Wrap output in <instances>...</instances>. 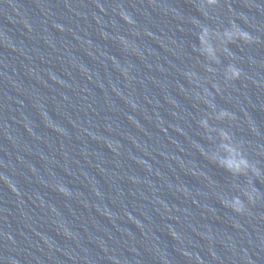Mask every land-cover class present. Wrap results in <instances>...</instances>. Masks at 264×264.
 <instances>
[{
    "label": "clouds",
    "instance_id": "1",
    "mask_svg": "<svg viewBox=\"0 0 264 264\" xmlns=\"http://www.w3.org/2000/svg\"><path fill=\"white\" fill-rule=\"evenodd\" d=\"M207 5H212L216 3V0H205ZM212 39L222 40L225 44H231L234 41H242L245 44L253 43V38L246 31L241 30L235 23L231 25L230 30H225L223 34L211 32L207 27L201 29V33L198 36L200 42V52L202 55H205L211 61L219 63L216 51L210 42ZM240 71L235 67L230 65L225 72L226 79L236 80L240 77ZM218 120H223L225 118H231L230 114L227 111H221L216 117ZM201 126L206 131H212L213 129L209 128L208 121H201ZM220 136V147L226 153L225 157L220 158L217 156L211 157L212 162L216 163L218 166L223 167L227 172L234 176H245L252 172V174L259 179L261 173L252 165H250L247 158L244 156L239 146L234 145L230 136L224 131H219ZM255 191H244L243 195L247 198L249 203L253 202ZM224 206L231 208L237 214H242L244 212V203L240 197H233L231 201H224Z\"/></svg>",
    "mask_w": 264,
    "mask_h": 264
}]
</instances>
